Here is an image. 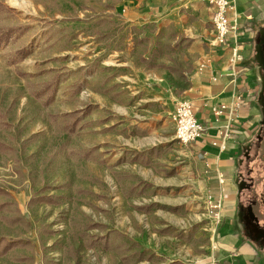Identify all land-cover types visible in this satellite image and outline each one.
<instances>
[{
    "label": "rangeland",
    "instance_id": "obj_1",
    "mask_svg": "<svg viewBox=\"0 0 264 264\" xmlns=\"http://www.w3.org/2000/svg\"><path fill=\"white\" fill-rule=\"evenodd\" d=\"M131 1L1 0L0 27L22 32L0 45V264H212L221 214L171 120L206 44L186 14ZM255 55L263 124L238 172L244 232L245 208L264 207Z\"/></svg>",
    "mask_w": 264,
    "mask_h": 264
},
{
    "label": "crops",
    "instance_id": "obj_2",
    "mask_svg": "<svg viewBox=\"0 0 264 264\" xmlns=\"http://www.w3.org/2000/svg\"><path fill=\"white\" fill-rule=\"evenodd\" d=\"M228 13L236 26V37L230 34L224 43L214 44L212 9L200 0H132L145 9H155L176 24L182 22L177 14L187 15L194 24V43L205 42L200 53V72L189 78L188 88L181 100L191 103L197 120L203 125V136L191 147L203 164V181L212 190L210 198L220 205L221 221L214 248L212 264H264V247L249 238L234 220L238 215V172L241 158L251 141L258 136L263 124L261 106V65L256 64L257 46L264 40V0H227ZM145 13V12H144ZM148 15V12L147 14ZM186 22V21H185ZM236 53L241 61L230 64ZM259 62V61H258ZM224 105L221 115L213 110ZM230 130V140L224 150L212 146L220 140L219 132ZM222 176L223 183L218 181Z\"/></svg>",
    "mask_w": 264,
    "mask_h": 264
},
{
    "label": "built area",
    "instance_id": "obj_3",
    "mask_svg": "<svg viewBox=\"0 0 264 264\" xmlns=\"http://www.w3.org/2000/svg\"><path fill=\"white\" fill-rule=\"evenodd\" d=\"M206 3L212 9V25L214 31L213 43L222 44L230 34L236 37V26L231 24L228 13L232 9V5L227 0H200ZM241 61V57L234 53L230 58V64L234 66L237 62ZM225 109L224 105L219 106L213 110L215 115H221ZM174 124L175 138L182 144L188 145L195 140L201 138L204 133L203 125L197 120L193 106L190 102L181 100L171 116ZM230 130L225 128L219 132L220 140L211 142L212 146L217 147L219 150L225 149V144L230 140ZM220 184L223 183V178L220 175L218 178ZM207 206L215 218H219L220 205L213 200H207Z\"/></svg>",
    "mask_w": 264,
    "mask_h": 264
},
{
    "label": "flooded vegetation",
    "instance_id": "obj_4",
    "mask_svg": "<svg viewBox=\"0 0 264 264\" xmlns=\"http://www.w3.org/2000/svg\"><path fill=\"white\" fill-rule=\"evenodd\" d=\"M263 46H264V40L261 43H259V45L257 46V54H258L259 62L262 61L264 62ZM261 97L263 98V95H261ZM259 205H261V210L257 208L258 205L255 202H250L249 206L245 208L244 210V216H245L244 218L246 224L245 227L248 229L246 230V232L248 234H251V236H253L256 242L258 241L259 243H264V218L261 220L259 217L260 214H264V207L260 203ZM254 210H256V212L259 215H257Z\"/></svg>",
    "mask_w": 264,
    "mask_h": 264
},
{
    "label": "trees",
    "instance_id": "obj_5",
    "mask_svg": "<svg viewBox=\"0 0 264 264\" xmlns=\"http://www.w3.org/2000/svg\"><path fill=\"white\" fill-rule=\"evenodd\" d=\"M6 11H10V9L7 8L0 0V13L6 12ZM18 32L19 34L22 32L21 26L10 25V26L0 27V45L6 43L13 35L17 34ZM24 56H25V53H23V57ZM51 82L52 81H49L46 85L49 86Z\"/></svg>",
    "mask_w": 264,
    "mask_h": 264
}]
</instances>
